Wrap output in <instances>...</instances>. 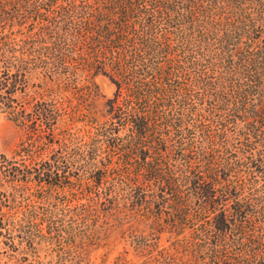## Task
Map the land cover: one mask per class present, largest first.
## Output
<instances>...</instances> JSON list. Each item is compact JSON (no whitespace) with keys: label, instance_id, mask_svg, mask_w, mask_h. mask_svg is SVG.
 <instances>
[{"label":"trees","instance_id":"16d2710c","mask_svg":"<svg viewBox=\"0 0 264 264\" xmlns=\"http://www.w3.org/2000/svg\"><path fill=\"white\" fill-rule=\"evenodd\" d=\"M0 113L12 264H89L111 233L141 264H264V0H0Z\"/></svg>","mask_w":264,"mask_h":264},{"label":"rangeland","instance_id":"374dc122","mask_svg":"<svg viewBox=\"0 0 264 264\" xmlns=\"http://www.w3.org/2000/svg\"><path fill=\"white\" fill-rule=\"evenodd\" d=\"M92 81L93 89L96 93L94 105L97 110V113L93 114V116L100 120L103 118V103L111 96L113 85L101 75H96ZM59 119L60 120L55 125V132L66 130L79 134L82 129L86 128V126L84 127L83 122L77 120L73 114L72 116L65 113L61 114ZM23 137V130L19 129L8 120L5 114L0 113V156L4 155L5 157H9L16 144ZM164 239H166V235L161 234L159 240L160 245L167 244V241H164ZM1 251L2 249L0 248V252ZM38 255L44 260L50 259L49 255L46 256L44 250L39 251ZM118 257L123 261V263L120 264H141L143 258L134 254L124 241L120 239L117 233H111L108 237L101 240L98 243V246L92 248L88 256V262L89 264H116L115 262ZM0 258L1 261L9 260V264H12L15 259H7L6 257Z\"/></svg>","mask_w":264,"mask_h":264}]
</instances>
